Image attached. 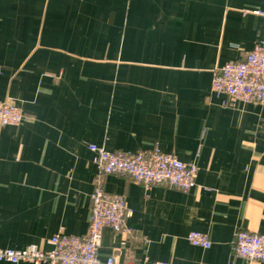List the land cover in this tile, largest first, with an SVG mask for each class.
Masks as SVG:
<instances>
[{"label": "crops", "instance_id": "obj_1", "mask_svg": "<svg viewBox=\"0 0 264 264\" xmlns=\"http://www.w3.org/2000/svg\"><path fill=\"white\" fill-rule=\"evenodd\" d=\"M263 40L264 0H0V101L25 115L0 128V248L88 232L91 146L159 147L196 164V186L105 176L133 233L105 228L100 259L264 264L234 252L239 230L264 233V105L212 91L215 71Z\"/></svg>", "mask_w": 264, "mask_h": 264}, {"label": "built area", "instance_id": "obj_2", "mask_svg": "<svg viewBox=\"0 0 264 264\" xmlns=\"http://www.w3.org/2000/svg\"><path fill=\"white\" fill-rule=\"evenodd\" d=\"M212 91L227 97L229 104L264 105V40L243 61L228 62L219 67L212 80ZM25 119L21 108L11 101H0V128L19 126ZM97 174L91 194L92 208L89 229L84 235L59 234L51 239L53 248L42 251L37 246L21 250L0 248V263L19 264H123L115 257L102 260L99 257L104 229L132 234L127 224L133 211L124 196L105 190L104 177L120 175L131 178L145 188L155 185L172 187L189 192L196 186L198 167L163 152L159 147L138 153L111 152L91 146ZM189 243L209 249L208 235L192 232ZM237 257L264 263V233L239 230L234 241ZM126 264H171L168 262H128Z\"/></svg>", "mask_w": 264, "mask_h": 264}]
</instances>
